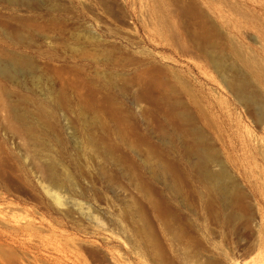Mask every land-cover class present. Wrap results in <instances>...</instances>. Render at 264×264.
I'll use <instances>...</instances> for the list:
<instances>
[{
	"label": "rangeland",
	"instance_id": "1",
	"mask_svg": "<svg viewBox=\"0 0 264 264\" xmlns=\"http://www.w3.org/2000/svg\"><path fill=\"white\" fill-rule=\"evenodd\" d=\"M262 26L264 0H0V67L27 64L0 70V264H264V123L209 58L244 73L259 54L264 73ZM200 27L214 38L193 41ZM148 86L184 98L244 189L232 220L215 201L209 214L177 122L138 97Z\"/></svg>",
	"mask_w": 264,
	"mask_h": 264
},
{
	"label": "bare ground",
	"instance_id": "2",
	"mask_svg": "<svg viewBox=\"0 0 264 264\" xmlns=\"http://www.w3.org/2000/svg\"><path fill=\"white\" fill-rule=\"evenodd\" d=\"M156 1V0H155ZM155 3H157V2H155ZM158 4H159V0H158ZM156 5V4H155ZM197 4H195V6H196ZM234 7V6H233ZM231 8V7H229V8H231L232 9V11H233V9H235L236 10V8L237 7H240V6H238V5H236V7L235 8ZM242 7V6H241ZM240 7V8H241ZM155 8H157V6H155ZM194 8V7H193ZM245 8V7H244ZM243 8V9H244ZM195 9V8H194ZM239 8H237V10H238ZM157 9H155V11H156ZM237 10H236V12H237ZM245 10V9H244ZM182 11H188L187 9L186 10H182ZM241 11H243L242 9L241 10H239L238 12L240 13ZM248 10H247V8H246V12H247ZM234 12V11H233ZM232 12V13H233ZM245 12V13H246ZM249 12H250V9H249ZM253 12V11H252ZM251 12V13H252ZM158 13V12H157ZM198 13V12H197ZM238 13V14H239ZM248 13V12H247ZM245 14V16L244 15H242L244 18H243V21H245L246 19H245V17H247L248 19H249V16H251V15H249V14ZM154 15H155V13H153ZM161 14V13H160ZM165 14H166V11H165V13H164V16H165ZM199 14V13H198ZM235 14V13H234ZM237 14V13H236ZM243 14H244V11H243ZM253 14V13H252ZM147 15V14H146ZM149 15V14H148ZM148 15H147V18H148ZM163 15V14H162ZM233 15V14H232ZM248 15V16H247ZM167 16V15H166ZM165 16V17H166ZM242 16H241V20L240 21H242ZM253 16V15H252ZM251 16V17H252ZM159 17V16H158ZM157 17V18H158ZM161 17V16H160ZM165 17H162L163 19L165 18ZM150 19H151V17H149ZM238 18V17H237ZM240 18V17H239ZM161 19V18H160ZM162 19V20H163ZM165 19H167V17L165 18ZM245 19V20H244ZM148 20V19H147ZM152 20V19H151ZM162 20H159V22H161ZM255 19H253L252 21H253V24L254 23H257V24H255V25H259L258 24V22H255L254 21ZM248 21H251V19L250 20H248ZM251 21V22H252ZM259 21V20H258ZM163 22V21H162ZM251 22L250 23H248L249 25L251 24ZM164 23V22H163ZM163 23H159V24H163ZM166 23V22H165ZM164 23V24H165ZM203 23V22H202ZM239 24L241 23V22H238ZM242 23H244V22H242ZM242 23L240 24V25H242ZM246 23V22H245ZM246 23V24H247ZM156 24H158L157 22H156ZM158 24V25H159ZM164 24H163V26H164ZM213 24H214V22H213ZM245 24V25H246ZM248 24H247V26H248ZM199 25H202L201 23L199 24ZM204 25V24H203ZM244 25V24H243ZM242 25V26H243ZM252 25V24H251ZM250 25V26H251ZM261 25V24H260ZM259 25V26H260ZM166 26H168L167 25V23H166V25H165V27ZM157 27V26H156ZM159 27V26H158ZM157 27V28H158ZM164 27V28H165ZM202 27V26H201ZM198 28V29H200V31H196V32H194L193 33V36L191 37L192 39H194L193 41H195V42H202V41H204V42H209V41H211V39L210 38H214V37H210V36H214V34H210L209 35V31H206V30H203L202 28ZM204 27V26H203ZM244 27V26H243ZM249 27V26H248ZM252 27V26H251ZM251 27H249L250 29H251ZM246 28V27H245ZM248 28V30H250ZM259 28V27H258ZM258 28H256L255 27V29H258ZM261 28V27H260ZM262 28H264L263 26H262ZM261 28V29H262ZM172 29V28H171ZM211 29H213L214 30V28H212V26H211V28H210V30ZM255 29H251L250 31H252L253 32V30H255ZM160 30H162L161 28H160ZM168 31L169 32V30L168 29H165L164 30V32L165 31ZM208 30V29H207ZM260 30V29H259ZM258 30V31H259ZM166 31V32H167ZM257 31V32H258ZM173 32V31H172ZM171 32V34H173ZM212 32V31H211ZM215 32V31H214ZM255 32H256V30H255ZM260 32V33H259ZM258 33L259 34H264V32L262 33V31L260 30ZM17 33V32H16ZM187 33V32H186ZM189 33V32H188ZM10 34V33H9ZM255 33L253 32V35H254ZM11 35V34H10ZM167 35V34H166ZM174 35V34H173ZM186 35H188V34H186ZM219 36H222V35H219ZM255 36H257L256 34H255ZM11 37V36H10ZM170 37H172V38H170ZM175 37V36H174ZM177 37V36H176ZM166 38V37H165ZM169 38L170 39H173V36H171V35H169ZM176 39H178V38H176ZM191 39V40H192ZM174 40V39H173ZM262 40H263V42H264V39L262 38ZM218 41V40H217ZM259 41H260V38H259ZM175 42H179V40L178 41H175ZM263 42H262V45H263ZM202 44H204L203 42H202ZM210 44V43H209ZM208 44V45H209ZM215 44V43H214ZM213 44V45H214ZM210 46V45H209ZM211 46H212V44H211ZM236 46V45H235ZM242 46V45H241ZM240 46V47H241ZM238 47H239V45L235 48V51L236 50H238ZM264 47V46H263ZM212 48V47H211ZM210 48V49H211ZM207 49H208V47H207ZM242 49H243V51L245 50L244 48H243V46H242ZM212 50H213V48H212ZM212 50L211 51H209V52H212ZM234 50V49H233ZM235 51H234V53H235ZM241 51V50H240ZM243 51H241L242 53H243ZM250 51H252V50H249V52ZM207 52V51H206ZM214 52V51H213ZM212 52V53H213ZM239 52V50L237 51V53ZM246 54H247V51H244ZM252 52H254V51H252ZM252 52H250V54L252 53ZM211 53V55L209 56V58H210V63H211V65H212V67L216 70V73H218L217 75L218 76H220L221 78H222V74H223V76H225V80H224V85L226 86V88L230 91V93H232L233 95H232V97L234 96L236 99H237V101L236 102H239L241 105H243V106H247L248 108H250V110L252 109L253 111H254V120H255V123H256V125H257V127H261L262 126V124L264 123V95L262 96L261 94H264V93H261L260 94V92H258L254 87H253V85L251 84V83H249V78L250 79H256V80H259V78H262L263 77V79H264V73H262V70H261V68L259 67V65H261V64H259L260 63V61H256V63L255 62H253L254 60H256L257 59V56L259 55H257L256 57H253L252 56V60L253 61H251V60H244L243 61V59H242V64L244 65V68H243V70H245V72L243 73V72H241V71H239L238 70V68H236V67H233V66H230V67H226V63H224L223 64V62L224 61H222L223 59L222 58H220V57H222V56H216V54L214 55V54H212ZM241 54V53H240ZM239 54V55H240ZM235 55H237L236 53H235ZM242 55V54H241ZM244 55V54H243ZM247 55H249V54H247ZM253 55H254V53H253ZM246 56V55H245ZM251 56V55H250ZM250 56H249V58H250ZM255 56V55H254ZM262 57L264 56V54H262L261 55ZM261 56H260V58H261ZM224 57V56H223ZM241 57V56H240ZM240 57H238V55H237V58H240ZM259 57V56H258ZM208 58V57H207ZM243 58L245 59V57L243 56ZM246 58H248V57H246ZM254 58H256V59H254ZM251 59V58H250ZM9 61V63H8V65H7V67H0V70L2 71V73H4V72H7V71H10L9 70V68H12V69H15V68H19V67H21V65H24V66H26L27 64H26V62H24V61H22V62H16V60H15V58L13 57V56H11L10 57V59L8 60ZM2 63V62H1ZM262 67V66H261ZM26 68V67H25ZM11 69V70H12ZM224 70V71H223ZM264 70V69H263ZM5 74V73H4ZM220 78V79H221ZM262 79H260V81H261ZM264 84V83H263ZM149 85H152V84H149ZM165 85H166V83H165ZM169 85V84H168ZM155 86V85H154ZM157 86V85H156ZM155 86V87H156ZM162 86V85H161ZM161 86H159V88H163L164 87V85H163V87H161ZM155 87H153V88H155ZM158 87V86H157ZM169 87H170V85H169ZM169 87H165L166 88V90L169 88ZM165 88H163V91H165ZM171 88H174V86L173 87H170V89ZM176 89V88H175ZM174 89H172V93L174 92V95H178L176 92L178 91H173ZM170 91V90H169ZM153 92H154V90L152 89V87H147V88H145V89H143V91L142 92H140L139 93V95H138V97L140 98H146V99H148V100H150L154 105H156V106H164L167 110H168V114H170V116L173 118H171L172 120H175L176 122H177V124L178 125H176L177 127H178V132H177V135H178V133L180 134V137H181V139L178 137V139H180V141L182 142V143H185L184 144V151H183V154H184V156L186 157V158H188V157H191V158H193L194 160V162H192L191 164L193 165V167L192 168H194V171H196L195 173H197L204 181H206V182H208L209 183V188H210V190H211V192L214 194L213 195V198L211 199L212 201L208 204V212H209V214H213V212H214V201L215 202H217V204L219 203V207L222 209V210H224V211H226V214H225V216H226V219L227 220H232V217H234V215H233V213H229V210H231V212H232V206L233 205H237V203H238V205L240 204V203H242L243 201H244V198H246V195H245V193H244V189L242 188V189H240L241 187H236V186H234V185H236V184H234V182L236 181H234V179H233V177H232V175L229 173V171L230 170H228L229 168H225L223 165H221V163H220V160H219V162H218V158H217V156L219 155H216L215 153H217V151H215V149H213V150H211V148H213V147H209V143H208V145L207 144H205V143H203L204 141L202 140V136L204 135H201L200 133H201V129L199 130L198 128H195V123H194V119L196 118L197 119V117H194V113H192V111H191V113L190 112H188V110H187V108H186V106H188V105H186L185 103H184V98L182 99L180 96H177L176 97V99H174V98H172V99H174V100H170V102H168V96L166 97V98H161V99H158V98H155L153 95H155V94H153ZM179 94H180V92H178ZM166 95V94H165ZM186 95V94H185ZM188 96V95H187ZM169 99H171V98H169ZM194 101V100H193ZM238 103V104H239ZM197 104V103H196ZM188 108H189V106H188ZM190 109V108H189ZM195 111V110H194ZM164 112H166V110L164 111ZM195 112H197V111H195ZM202 112V111H201ZM199 113V112H198ZM197 113V114H198ZM202 114V113H201ZM166 115V114H165ZM192 115H193V117H194V119H193V117H192ZM168 116V115H167ZM225 118V117H224ZM17 119H20V117H17ZM165 119H167V118H165ZM170 118H168L167 120H169ZM170 119V120H171ZM195 119V120H196ZM227 119V118H226ZM225 119V120H226ZM169 120V121H170ZM171 120V121H172ZM228 120V119H227ZM226 120V121H227ZM171 121H170V123H169V125L171 124L172 126H173V124L172 123H174V122H172L171 123ZM197 121V120H196ZM168 123V122H167ZM197 123V122H196ZM225 124V123H224ZM254 124V123H253ZM226 125H227V123H226ZM175 126V125H174ZM177 130V129H176ZM190 138L191 140H190V142H185V141H183L182 139H186V138ZM204 137V136H203ZM231 137V136H230ZM252 137H253V135H252ZM204 139H205V137H204ZM256 139V138H255ZM207 140V139H206ZM228 140H230V138L228 139ZM208 141V140H207ZM260 141V140H259ZM259 143V142H258ZM257 143V144H258ZM261 143V142H260ZM255 144V143H254ZM253 144V145H254ZM182 145V144H181ZM215 145V144H214ZM261 145V144H260ZM211 146V145H210ZM257 147H259V148H255L254 149V151L252 150V155L254 156V157H256V158H258L259 156H262L263 154H262V146L260 147L259 145H256ZM261 148V149H260ZM226 149H227V151L229 152V153H232L231 151H233V148L230 146V145H228L227 144V146H226ZM214 151H215V153H214ZM190 159V158H189ZM188 161V160H187ZM223 161V160H222ZM214 163H216V164H218L219 166V171H217V172H213V171H211V169H210V167H211V164H214ZM50 164V163H49ZM48 164V165H49ZM190 164V165H191ZM46 167V166H45ZM48 168H47V172H49L50 173V175H52V171L53 170H55L56 168H54V169H52V166H47ZM56 167V166H55ZM161 168V170H164V171H166V170H169V171H172V169L173 168H168V167H164V165H163V167H160ZM228 170V171H227ZM174 171V170H173ZM169 173H171V172H169ZM54 174V173H53ZM257 174V173H256ZM48 176V175H47ZM235 178V177H234ZM54 179V178H53ZM57 179V178H56ZM201 181V180H200ZM53 182H56L57 183V181H55V179L53 180ZM144 185V184H143ZM59 187V186H58ZM142 191H144V190H142ZM244 202H246V201H244ZM244 202H243V204H244ZM243 204H242V206H243ZM239 208H237L238 209V211H240L239 209H240V206H238ZM132 209V208H131ZM234 210H236L235 208H234ZM233 210V211H234ZM237 211V210H236ZM235 213H238V212H235ZM161 214V213H160ZM170 215V214H169ZM235 219V218H234ZM142 224V223H141ZM143 231V230H142ZM152 232V231H151ZM152 234V233H151Z\"/></svg>",
	"mask_w": 264,
	"mask_h": 264
}]
</instances>
